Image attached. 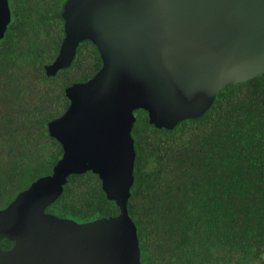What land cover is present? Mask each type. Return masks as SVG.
Instances as JSON below:
<instances>
[{
    "label": "trees",
    "instance_id": "16d2710c",
    "mask_svg": "<svg viewBox=\"0 0 264 264\" xmlns=\"http://www.w3.org/2000/svg\"><path fill=\"white\" fill-rule=\"evenodd\" d=\"M0 38V208L61 157L46 124L67 106L63 90L100 68L79 43L70 67L45 77L62 40L65 0H5ZM134 159L125 213L138 264H264V73L228 82L206 110L169 129L132 111ZM86 223L119 214L96 174L69 175L44 209Z\"/></svg>",
    "mask_w": 264,
    "mask_h": 264
},
{
    "label": "water",
    "instance_id": "95a60500",
    "mask_svg": "<svg viewBox=\"0 0 264 264\" xmlns=\"http://www.w3.org/2000/svg\"><path fill=\"white\" fill-rule=\"evenodd\" d=\"M62 40L45 77L68 68L88 41L100 68L64 90V112L46 124L61 157L0 210V264H138L124 210L132 182V111L169 129L201 115L216 90L264 73V0H65ZM9 20L0 0V38ZM91 171L119 214L76 223L44 209L69 175Z\"/></svg>",
    "mask_w": 264,
    "mask_h": 264
},
{
    "label": "flooded vegetation",
    "instance_id": "af4514ba",
    "mask_svg": "<svg viewBox=\"0 0 264 264\" xmlns=\"http://www.w3.org/2000/svg\"><path fill=\"white\" fill-rule=\"evenodd\" d=\"M7 25V24H6ZM5 28H6V26H5ZM5 31V30H4ZM4 31H3V33H2V36H3V34H4ZM84 42V41H83ZM82 43V42H81ZM96 51V50H95ZM74 56H75V54H74ZM74 59V58H73ZM99 59V58H98ZM100 61V60H99ZM70 67V66H69ZM98 71V70H97ZM96 71V72H97ZM95 72V73H96ZM94 73V74H95ZM89 79V78H88ZM87 79V80H88ZM86 81V80H85ZM85 81H79V82H85ZM74 83H78V82H74ZM71 84H73V83H71ZM70 84V85H71ZM68 104V103H67ZM2 208H0V210H1ZM11 246H12V243H10V242H7V241H5V240H0V250L1 251H8L10 248H11Z\"/></svg>",
    "mask_w": 264,
    "mask_h": 264
}]
</instances>
